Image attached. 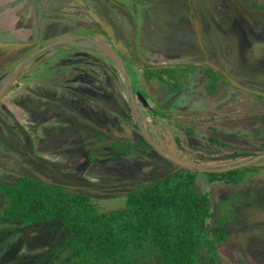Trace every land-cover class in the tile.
I'll use <instances>...</instances> for the list:
<instances>
[{"label": "rangeland", "instance_id": "obj_1", "mask_svg": "<svg viewBox=\"0 0 264 264\" xmlns=\"http://www.w3.org/2000/svg\"><path fill=\"white\" fill-rule=\"evenodd\" d=\"M1 3L0 10L19 5L23 18L11 29L0 27V85L23 59L29 62L0 96V181L37 177L88 195L108 212L124 207L127 192L182 168L208 197L205 225L227 235L210 253L212 261L198 263L264 264V140L247 134V126L264 125V96L226 82L209 93L205 73L225 72L244 88L264 91V0ZM113 39L119 64L96 45L109 47ZM162 57L183 75L177 94L170 84L145 78L150 61ZM24 74L38 77L29 84L42 93L25 94ZM139 93L147 104L142 110L133 102ZM106 135L146 142L149 150L136 143L121 156L97 147ZM5 206L0 195V212ZM28 228L0 221V264L69 259L60 222ZM126 258L158 264L152 246Z\"/></svg>", "mask_w": 264, "mask_h": 264}, {"label": "trees", "instance_id": "obj_2", "mask_svg": "<svg viewBox=\"0 0 264 264\" xmlns=\"http://www.w3.org/2000/svg\"><path fill=\"white\" fill-rule=\"evenodd\" d=\"M205 73L209 93L226 82L219 71ZM144 74L146 79L157 76L175 91L182 89L173 67L145 68ZM134 146L126 144L119 154L131 153ZM0 194L6 205L0 221L60 222L66 233L62 250L70 255L64 264H134L126 255L148 246L154 248L158 264H199L202 258L212 261L210 253L227 237L224 230L210 231L205 225L208 197L182 168L127 192L124 207L108 212L99 210L88 195L37 177L0 181ZM201 247L207 249L206 256L199 253Z\"/></svg>", "mask_w": 264, "mask_h": 264}, {"label": "flooded vegetation", "instance_id": "obj_3", "mask_svg": "<svg viewBox=\"0 0 264 264\" xmlns=\"http://www.w3.org/2000/svg\"><path fill=\"white\" fill-rule=\"evenodd\" d=\"M109 38H110V36H109ZM111 44V43H110ZM115 45H116V48L115 47H113V45H109V47L108 46H106L107 48H109V49H111L114 53H115V55L118 57L119 56V54H120V49L117 47V42H115ZM103 53V52H102ZM107 57H109L107 54H105ZM110 58V57H109ZM28 59L27 58H25V59H23L22 60V62H20L18 65H16V67L14 68V70H13V72L6 78V80L0 85L1 86V88H0V96H1V93H3V91L6 89V88H9V87H11V86H14L15 85V83H16V81H17V78L21 75V73L23 72V70L25 69V67H26V64H28ZM169 67H172L170 64H168V62H166V61H164L162 64H155V65H149V68L150 69H166V68H169ZM18 71V72H17ZM181 74V73H180ZM26 75L27 74H24L23 76H22V80L24 79V81H25V85H24V82H23V84H22V86L24 85L25 86V94H32V93H36V92H39V93H42V91L43 90H41V89H38L37 87H36V89H35V87L34 86H32V84H29V83H32L31 81L32 80H37V76L36 75H34V79H29V80H27V77H26ZM182 76V78H183V75L181 74L180 75V77ZM261 79H262V81L264 80V74H262L261 76ZM154 78L156 79H158V80H160L157 76H154ZM11 79V80H10ZM14 79V80H13ZM13 80V81H12ZM22 80H21V83H22ZM151 80V78L150 79H148V81H150ZM12 81V82H11ZM139 83V82H138ZM19 85H21V84H19ZM4 86V87H3ZM55 85L53 84V82L51 83L50 82V90H51V92L54 94L55 92H57L56 91V88L57 87H55ZM2 89V90H1ZM132 89H133V87H132ZM37 90V91H36ZM253 90V89H252ZM256 91V90H255ZM65 92V96L67 97V98H70V99H72V95H71V91L70 90H66V91H64ZM258 92H260V91H258ZM262 92H264V91H262ZM141 95L142 94H138L137 96V98H138V101H137V99H135V100H133V102L135 103V105L137 106V108H139L140 110L141 109H145V107L147 108V104L145 103V100L143 101V102H141V100H140V97H141ZM258 96V95H257ZM132 97H133V95H132ZM151 103V102H150ZM153 103V102H152ZM153 105H154V107L156 106V104H154L153 103ZM134 105L132 104L131 105V109H132V111H133V107ZM263 110H264V108H263ZM107 113H110V115H112V114H117L118 112H116V110H113V109H110V110H107ZM66 122V121H65ZM67 124L68 125H70V126H73V122L72 121H69V118L67 119ZM106 133V132H105ZM108 133V132H107ZM106 133V134H107ZM109 135V134H108ZM105 137L106 138H110V139H108V140H110V141H112V142H109V144L108 145H106L107 147H111V148H113V149H115V150H117L118 152L121 150V151H124L125 149H127L128 147H126V144H129V143H133L134 144V142H132V141H129L128 139H126V138H124V137H116V136H103V137H101L99 140H100V142L101 141H104V140H107V139H105ZM257 138H259V136H253L252 137V139L254 140V141H256V140H260V141H263L264 140V138H261V139H257ZM257 142V141H256ZM256 142H254L253 144H254V146L253 147H256ZM136 143H138V145L140 144V142H136ZM135 143V144H136ZM146 143V142H145ZM145 143H141L140 145L142 146V147H144L145 149H148L149 150V146L148 147H145L144 145H145ZM134 144V145H135ZM261 145V144H260ZM258 147H260L259 145H258ZM261 148V147H260ZM133 149H134V147H133ZM133 149H132V151H133ZM119 154V153H118ZM256 155H259V154H256ZM255 155V156H256ZM122 156V155H121ZM264 156L262 155V156H260L259 158L261 159V158H263ZM91 159V158H90ZM217 173V174H216ZM213 172L212 174H214V176H219L218 174L220 173V172ZM3 182H5V181H3ZM1 195V194H0ZM3 198V197H2ZM20 224V223H19ZM26 226V229H29L28 227H30V228H35L36 227V224H31V225H25Z\"/></svg>", "mask_w": 264, "mask_h": 264}, {"label": "crops", "instance_id": "obj_4", "mask_svg": "<svg viewBox=\"0 0 264 264\" xmlns=\"http://www.w3.org/2000/svg\"><path fill=\"white\" fill-rule=\"evenodd\" d=\"M9 2L10 1H7L5 3H9ZM2 6H3V3L0 4V8H2ZM19 10H20L19 5L18 6H15V7L10 5V6L6 7V8H4L3 10H0V27H4L5 29L8 30V29L13 28L14 25L19 24L20 21H21V19L23 18V17L20 16V14H17L18 13L17 11H19ZM4 31H6V30H4ZM17 34H19V35L23 34L24 35V34H26V32L25 31H20ZM61 40H63V39H61ZM113 41L114 42H117V40H114V39H113ZM96 45L99 46V48L101 49V52H103L104 54L105 53L107 54V52H104L103 49H102V47H101V46H105V45H103V44H97V43H96ZM105 48H107V47L105 46ZM107 49H109V48H107ZM37 52H39V51H37ZM110 58L113 60L112 57H110ZM169 60H170L169 58L162 57L161 59L150 61V65L162 64L164 61L167 62ZM186 78H187V76H185V79ZM155 80H157V79H155ZM175 93L177 94L178 92L176 91ZM175 93H173V94L170 93V94L172 96H174V95H176ZM178 95H180V94H178ZM140 100H141V102L144 101L142 96L140 97ZM174 103L177 106L178 103H176V102H174ZM170 105H171V103H170ZM178 106H179V104H178ZM254 108L255 107H253L252 110ZM247 134H251L252 137L253 136H259V137L260 136H263L264 135V125H261V123L258 122V124L257 123H254V124H252L250 126H247ZM258 145H260V144L257 143L256 144V147H254V148L259 149L260 147H258Z\"/></svg>", "mask_w": 264, "mask_h": 264}, {"label": "water", "instance_id": "obj_5", "mask_svg": "<svg viewBox=\"0 0 264 264\" xmlns=\"http://www.w3.org/2000/svg\"><path fill=\"white\" fill-rule=\"evenodd\" d=\"M110 43H111V45H113V47L116 48L115 42H114L113 40H112ZM205 60H206V61H205V64L210 65V66L213 67V64H212L210 61H208L207 59H205ZM222 75H223V77H224V80H225L228 84L232 85L233 87H237L238 89L245 90V91H247V92H249V93H252V94H254V95L264 96V94H263L262 92H258V91H255V90H252V89H249V88H244V87L240 86V85L237 84L233 79H231V78H230L225 72H222ZM13 80H14V79H13ZM13 80H12V81H13ZM109 142H112V141H110V140H104V141H101V142L97 145V147L106 146V145L109 144ZM97 147H95V148H97ZM254 160H255V159H254ZM254 160H251V161L245 163L244 165L250 164V163L254 162ZM212 172H214V171H211V173H212ZM218 172H221V171H218ZM222 172H223V171H222Z\"/></svg>", "mask_w": 264, "mask_h": 264}, {"label": "bare ground", "instance_id": "obj_6", "mask_svg": "<svg viewBox=\"0 0 264 264\" xmlns=\"http://www.w3.org/2000/svg\"><path fill=\"white\" fill-rule=\"evenodd\" d=\"M65 41H67V40H65ZM102 47V49H103V51L104 52H107V55L109 56V57H112L113 58V61L114 62H116L117 64H119L120 63V61H119V58L115 55V53L111 50V49H107V48H105V46H101ZM106 54V53H105ZM121 69V68H120ZM11 80V79H10ZM4 87V86H3ZM2 90V89H1Z\"/></svg>", "mask_w": 264, "mask_h": 264}]
</instances>
